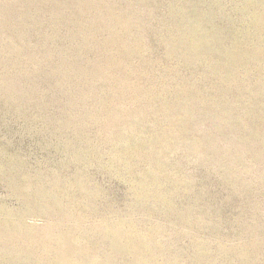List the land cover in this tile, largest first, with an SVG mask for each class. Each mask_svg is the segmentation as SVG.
<instances>
[{
    "label": "rangeland",
    "instance_id": "rangeland-1",
    "mask_svg": "<svg viewBox=\"0 0 264 264\" xmlns=\"http://www.w3.org/2000/svg\"><path fill=\"white\" fill-rule=\"evenodd\" d=\"M0 264H264V0H0Z\"/></svg>",
    "mask_w": 264,
    "mask_h": 264
}]
</instances>
